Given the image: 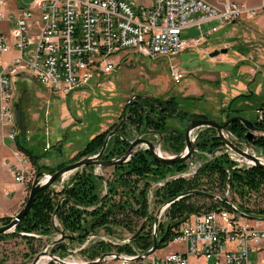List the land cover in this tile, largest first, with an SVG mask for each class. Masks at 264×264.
Instances as JSON below:
<instances>
[{
	"label": "built area",
	"instance_id": "built-area-1",
	"mask_svg": "<svg viewBox=\"0 0 264 264\" xmlns=\"http://www.w3.org/2000/svg\"><path fill=\"white\" fill-rule=\"evenodd\" d=\"M256 1L258 4L249 5L225 0L217 7L206 0H0V121L16 160L8 163L14 182L22 186L30 177L27 157L13 144L21 130L9 118L20 77L31 78L64 98L95 77L112 75L129 53L148 59H175L204 44L218 27L184 40L186 30L264 16V0ZM171 76L175 84H181L186 73L177 63L171 66ZM255 119L264 122V109L256 111ZM26 136L30 139L29 131ZM49 149L47 144L44 151ZM228 157L235 158L239 169L245 164L254 166L232 151ZM168 208L163 206L161 226L167 224ZM241 213L245 212L232 204L188 217L172 240L159 246L176 247L164 254L158 248L144 257L152 247L143 250L128 244L132 236L120 240L93 233L83 243H60L63 247L57 253L63 254L55 255L54 263L97 262L101 256L92 259L86 251L100 240L113 250L104 254L107 256L99 264H264V218ZM153 232L154 226L152 237ZM165 234L159 232L158 238ZM60 238L52 241L51 247H57ZM122 247L131 251L118 252Z\"/></svg>",
	"mask_w": 264,
	"mask_h": 264
},
{
	"label": "rangeland",
	"instance_id": "rangeland-1",
	"mask_svg": "<svg viewBox=\"0 0 264 264\" xmlns=\"http://www.w3.org/2000/svg\"><path fill=\"white\" fill-rule=\"evenodd\" d=\"M211 1L216 3L215 6L220 7V3L225 0ZM235 1L249 5L258 4L256 0ZM258 22L261 23V26ZM214 26H218V31L209 36L204 44L181 53L175 59L164 57L148 59L129 53L112 75L95 77L87 86L71 92L64 98L53 95L31 78L20 77L16 85L15 109L12 110L13 120L11 124H17L19 128L22 126L29 131L32 147L36 149V154L42 156L39 165L56 169L60 165H69L84 150L90 140L118 124L123 118L125 107L134 98L146 97L162 100L176 98L179 109L186 112L188 116L203 115L206 116L207 120L216 122L226 120V109L229 108L235 110L231 112L233 116L253 118L256 109L264 106V16L252 21H241L224 26H220V23H213L204 26L201 30L192 28L184 31L182 38L187 40L199 37ZM224 48L228 49L227 54L210 58L211 52ZM177 63L186 73L181 84H175L171 76V66ZM237 94L250 97L240 98L233 103L238 96ZM188 96L195 98L187 99ZM127 117H129L128 114ZM170 123L173 127L183 129L182 123L176 119H172ZM204 130L205 128H201L197 131L200 134ZM128 134L129 136L132 135L131 138L136 139L141 133L133 127H129ZM256 135V137L261 136L259 133ZM148 139L157 144L161 142L158 136H150ZM16 141L17 137H14L13 143L16 144ZM47 144L50 149L45 152L44 148ZM10 145L11 143L6 137V129L3 128L0 121V156L5 157L7 162L9 156L6 151ZM250 146L252 148L248 152L264 160V152L251 144ZM143 149L146 148L143 147ZM245 151L247 150L245 149ZM158 152L162 153L163 156H174L161 145H158ZM24 157L27 156L24 155ZM27 161L29 169L31 166L29 182L22 185L27 187V194L13 217L21 211L27 201L37 174L30 159L27 158ZM252 167L255 165L245 164V167L241 169L248 170ZM105 172L110 178L114 169L109 168ZM72 175L70 174V176ZM3 177V168L0 166L1 186L9 183ZM148 181L151 183L152 178ZM63 185L65 183L58 182L51 189L57 193L62 191ZM139 187H143V182L139 184ZM203 188L208 189L209 191L206 192L215 196L228 199L230 203L245 213L247 212L240 207L241 205L251 211L264 209V186L249 193L245 199L238 195H232L230 192L223 193L216 185L210 187L204 184L201 189ZM149 191L152 197L154 187L151 186ZM192 202L198 207H203L202 213H206L207 207L211 204V200L208 198H195ZM157 209L159 206L154 208L155 211H151V217L157 215ZM252 214L256 215L255 213ZM134 221L138 230L145 220ZM53 223L54 231L50 235L30 234L33 237L32 241L21 236L0 235V264H33L36 257L44 251L53 256L63 254V251L57 253L59 251L57 247H51L52 241L56 238H65L69 242L73 238H78L77 241H84L93 234L88 233L86 238H80L78 233L63 232L64 237L60 234L64 229L57 218L53 217ZM166 223L168 224L170 221ZM2 225L0 224V226ZM108 228L111 229L110 232L112 233L107 231ZM95 233L105 234L111 236V239L118 238L120 240H125L135 234L117 224L99 228ZM162 237L163 235H160L159 239ZM100 243L105 242L97 240V245ZM175 249L176 247L173 245L159 248L160 254ZM112 250L110 249L104 254ZM85 256L88 257L89 255ZM251 260L255 262L254 255H251ZM51 262L49 258L48 264Z\"/></svg>",
	"mask_w": 264,
	"mask_h": 264
},
{
	"label": "trees",
	"instance_id": "trees-1",
	"mask_svg": "<svg viewBox=\"0 0 264 264\" xmlns=\"http://www.w3.org/2000/svg\"><path fill=\"white\" fill-rule=\"evenodd\" d=\"M240 98H243V96L237 97L234 102ZM140 103H143V105L133 103L128 108L127 114L129 115L128 118L130 121L126 126L143 124L147 128H150L153 125L151 118L155 113L159 112L161 103L157 100H144ZM173 104L177 105L176 103ZM263 108L264 107H261V109ZM194 118L207 119L206 116L203 115L195 116ZM164 119L166 120V118ZM255 122L257 127L264 129V122H257L256 119ZM115 126L116 124L113 125L111 129L90 140L84 150H82L70 164L99 152L108 134ZM20 130L21 132L17 137L16 147L21 153L29 157L37 173H54L66 166L60 165L56 169H50L48 166L39 165L42 156L36 154V149L32 147L30 139L26 136L27 130L22 126H20ZM163 130H165V126H163ZM229 131L239 139H244L247 129L242 123L235 122L229 126ZM122 134L123 131L110 140L104 157L105 159L116 157L126 151L129 144L126 140H123L124 136ZM157 134L160 136L163 135V133L159 131H157ZM221 144L222 143L219 142L216 146ZM251 144L264 152V136L256 137ZM182 149L183 146L177 149V151L180 152ZM91 168L92 167L84 168L82 172L77 171L72 178L71 187L64 188L61 192L56 193L52 191L51 188L43 190L33 205L31 212L22 219L15 232L10 235L21 236L28 241L33 240L31 236L33 234L48 236L54 231V215H56L57 220L66 233H78L80 238H86L88 233H94L97 229L104 226L107 227L110 224H117L127 229L130 233H136L138 227L134 220L144 221L147 219L149 208L146 199L147 189L140 190L138 184L142 179H147L153 175L160 174V177L163 178L170 169V167H165L154 162L149 153H139L128 163L115 168V177L108 183V194L103 197L101 196V180L97 179L93 173L90 172ZM182 169H184V166L179 168V170ZM204 184L210 187L216 185L223 193L230 192L232 195H238L242 199H245L249 193L257 191L264 186V170L257 166L248 170H232L229 159L226 156H222L202 168L198 177L192 182L175 181L170 183L161 193H157V197H159L162 202H170L189 191H209L205 188L201 189ZM117 197H119V199H117ZM195 198L205 197L190 195L174 202L168 212L170 223L180 222L188 219V217L192 215L202 213L203 207H198L192 202ZM61 199H63V201L60 203ZM210 200L211 204L207 207L206 212L222 207L229 208V204L225 202L214 199ZM240 207L246 210L251 216L257 215L258 217L264 218V209L251 211L244 207V205ZM90 208L95 209L89 211L88 209ZM12 219V217H2L0 218V224L7 225ZM154 219V217L149 219L142 235L135 241V245L145 250L150 249L154 243L153 237L147 234L152 233ZM180 227H174L169 232L165 243L172 240L173 233H177ZM110 230V228L107 229L109 233H112ZM161 231H163L162 233H167L166 226L163 228L162 225L159 229V232ZM110 249H112V247L106 243H100L99 245L96 243L91 246V249L89 248L86 253L90 258L96 259ZM117 250L118 252L131 251V248L125 247ZM50 264L54 263L51 262Z\"/></svg>",
	"mask_w": 264,
	"mask_h": 264
},
{
	"label": "water",
	"instance_id": "water-1",
	"mask_svg": "<svg viewBox=\"0 0 264 264\" xmlns=\"http://www.w3.org/2000/svg\"><path fill=\"white\" fill-rule=\"evenodd\" d=\"M227 53H228V49L224 48L221 50H215V51L211 52L209 54V56H210V58H216L220 55H224ZM133 101L134 100H131L128 103V105L125 107L122 120L108 134V136L105 140V143H104L100 153L97 156L85 157V158H83V159H81L75 163H72V164L65 166L64 168H62V169H60L54 173L38 172L36 174V177L33 181L32 187H31L30 192H29L28 199L25 202L23 208L15 217H13L12 221L9 224L0 226V235H7V234H11V233L15 232L16 228L21 223L22 219L25 218L31 212L33 205L35 204L38 196L40 195V193L43 190H45L47 188H52L56 183L60 182L64 177H66L70 174H73V173L77 172L78 170H80L84 167L114 168L117 166H121V165L129 162L132 157H134L139 152L144 150L143 147H145L151 153L153 161L162 165V166L169 167V166L180 165V164L184 163L189 157L193 158L196 155L195 145L192 141L191 136H192V132H194L197 129H201V128H205V129L211 128V129H215L218 132V137L224 143V147L222 149H220V152H224L226 155H228L229 151H232L241 158L240 159L241 161H243V162H244V160L252 161L255 166L264 170V161L260 157H257L255 154H250L248 152V151H250L249 149L252 148L250 146V144L256 138V136H257L256 134L259 133V134H261V136H264V129L257 127L256 122H255V116L253 118H250V119H247L243 116L231 117L224 124H221L219 122L212 121V120H207V119H204V120H202V119H188L189 126L187 127L186 132H185L188 154L183 156V157L176 156L173 158V157L162 156L161 153L158 152L159 143L157 144V143H154V142L149 141V140L140 139V137L145 135V134H147V135L153 134V132H145V133L140 134L139 137L136 139H132V140L125 139L130 144V147L128 148L127 152L124 155H122L121 157H119L117 159H113V160H109V161H103L102 157H103L105 151L107 150V147L109 145V141L114 136H118L119 130L122 128V126L124 124H126L129 121V119L127 117V110H128L129 104H131ZM233 122H240L247 129V132L244 136V139H239L238 137H236V136L232 135V133H230L228 127ZM161 136H163V135H161ZM245 149L247 151H245ZM64 187H66V185H64ZM190 195L203 196V197L208 198V199H214V200L225 202V203H228L229 205H232V203H230L228 199H223L219 196H215V195L208 193V192H205V191L194 190V191H189L185 194L178 196L176 199L166 203L164 205V207L170 206L174 202L178 201L179 199H181L185 196H190ZM162 210H163V206L159 208V210L157 211V215L155 216V219H154V225H153L154 226V232H153L154 233V235H153V242L154 243H153L152 249L150 251H148L144 255V257H147V256L154 254L158 250L159 246L164 244L169 232L174 227H177V226L180 227L186 223V219L182 220L180 222H176V223H168L166 226L167 233L161 239H159L158 233H159V229L161 226L160 215H161ZM241 214H244L248 218H254L253 216L247 215L245 213H241ZM149 219L150 218L148 216L147 219H145V221L141 225V227L137 230V232L131 238H129L128 244L135 243V241L142 235V232L144 231L145 227L147 226ZM63 232L64 231H61L60 234L63 235ZM46 254L50 256L52 262H56L53 255L48 254L46 251H44L43 253H41L40 255H38L36 257L33 264H37L38 261L40 260L41 256L46 255ZM105 256H107V255H102L97 262H92L89 264H99L105 258ZM59 263L65 264V263H61V262H59Z\"/></svg>",
	"mask_w": 264,
	"mask_h": 264
},
{
	"label": "flooded vegetation",
	"instance_id": "flooded-vegetation-1",
	"mask_svg": "<svg viewBox=\"0 0 264 264\" xmlns=\"http://www.w3.org/2000/svg\"><path fill=\"white\" fill-rule=\"evenodd\" d=\"M194 98H195L194 96H192V97L188 96L187 97V99H194ZM144 100H149V101L157 100L161 103L159 106V112L155 113L154 116L151 118L153 125L150 128H147L143 124L142 125L138 124V125H134V126L131 125L129 127H133L137 132H139L141 134L145 133V132H153V134H151V135L145 134V135H143V137L141 136L140 139L149 140L148 137H150V136H153V137L158 136V138L161 140V142L159 143V146L161 145L163 148H165V150H169L170 153H172L174 155V156H165V157H173L174 158L176 156L183 157V156L187 155L188 150H187V141H186L185 132H186L187 127L189 126L188 119H198V118L190 117L187 115L186 112H183L182 110H180L179 105H178L179 103H178V100L176 98L162 100L160 98L150 99V98H146V97H138V98H134V101L132 102V104L136 103V104L143 105V103H140V102L144 101ZM157 103H154V104L158 105ZM173 103H176L177 105H174ZM132 104H130V105H132ZM234 111L235 110L233 108L227 109L226 120L219 122V123L224 124L228 121L229 118L235 117L231 114V112H234ZM164 118H166V120ZM172 119H176L179 122H181L182 124L181 123L180 124L183 126V129H180L178 127H173L170 123V121ZM202 120H204V119H202ZM129 121H128V124H129ZM233 123H235V122H233ZM163 126H165V130H163ZM129 127L126 126V124H124L122 126V128L119 130V133H121L123 131V134H122L124 136L123 140L134 139V138H131L132 135L129 136V134H128ZM197 130H199V129H197ZM197 130L192 132V136H191L192 141L195 145V149H196V155L193 158L189 157L184 163H182L180 165L169 166L170 167L169 172H167L165 177H163V178H161L160 174H158V175L150 176L147 179H142L140 181V183L143 182L142 188L138 186L140 188V190L141 189H143V190L147 189V191H146L147 205H148V207L150 206V208H148L149 218H151V211H155L154 208L156 206H159V208H160V207L164 206L166 203H168V202H162L160 200V198L157 197V193H161L167 187L168 184L173 183L175 181L192 182L194 179H196L198 177L200 170L202 168H204L207 164L216 161L218 158H220L222 156H226L229 159L232 170L239 169V168H237L235 158L228 157V155H226L224 152H220V149H222L224 147V143L218 137V132L215 129L207 128L200 134L198 133ZM157 131L162 132L163 136L158 135ZM232 135H234V134L232 133ZM149 141H151V140H149ZM219 142H221L222 144L216 146V144ZM182 146H183V149L180 152L177 151V149L181 148ZM129 147H130V144H129L128 148ZM128 148L122 154H120L116 157L110 158V159L104 158L106 151H107L106 150L103 157H102V160L103 161H109V160L117 159V158L121 157L122 155H124L127 152ZM100 151L93 154L92 157L97 156L100 153ZM144 152L149 153L151 155V153L147 149H144L139 153H144ZM89 157H91V156H89ZM182 166H184V169L179 170V168H181ZM84 168H89V167H84ZM84 168H82L78 171L82 172L84 170ZM115 168L116 167L113 168L114 172L110 178L108 177L107 173L105 172L106 170H109V168L92 167L90 170V172H92L93 175L97 179L101 180V187H102L101 196H103V197L108 194V183L110 181H112L115 177ZM87 172H89V171H87ZM76 173L77 172L73 173L72 176H70V175L66 176L60 181V182H62L64 179H66L64 182L66 187H64V185H63V187H62L63 189L67 188V186L72 185V178L74 177V175ZM150 178H152L151 183H149V181H148ZM151 186L154 187V193H153L152 197L150 196L151 194L149 191V188ZM117 199H119V197H117ZM62 201H63V199L60 200V203ZM170 208H171V205L169 206L168 210H170ZM94 209L95 208H90L88 210L93 211ZM158 210L159 209H157V211ZM54 218H56V215H54ZM167 221H170V217L168 215H167ZM94 234H96V233L94 232ZM77 239L78 238H73L70 243L77 241ZM65 241H66L65 238L57 240L56 241L57 242L56 243L57 248L62 249L63 246H61L60 243L65 242ZM78 241L84 242V241H80V240H78ZM122 248H125V247H122ZM90 249H91V247H90Z\"/></svg>",
	"mask_w": 264,
	"mask_h": 264
},
{
	"label": "crops",
	"instance_id": "crops-1",
	"mask_svg": "<svg viewBox=\"0 0 264 264\" xmlns=\"http://www.w3.org/2000/svg\"><path fill=\"white\" fill-rule=\"evenodd\" d=\"M207 2L211 3L212 5H216V3L212 2L211 0H208ZM214 23H217V22H214ZM259 25L261 26V23H259ZM214 27H218V26H214ZM239 96H243V95H238V96H236V98ZM243 97H250V96H243ZM233 103H235V102H233ZM258 109H261V108H258ZM258 109H256V111ZM44 150H45V148H44ZM6 152L9 156L8 162L5 161V157L2 158L0 156V166L3 168V173H4L3 179H5L9 183L6 185H3V186H1V184H0V218H2V217H13V215L17 212L18 207L24 202V200L26 198V194H27L26 187L20 186L14 182L13 175H12L10 168H9V165H8L9 161H11V163L16 162V160L14 159L13 154H12V146L11 145H10V148L8 147ZM22 156L24 157L23 153H22ZM27 158L29 159V157H27ZM30 169H31V166H30ZM5 174H6V177H5Z\"/></svg>",
	"mask_w": 264,
	"mask_h": 264
},
{
	"label": "bare ground",
	"instance_id": "bare-ground-1",
	"mask_svg": "<svg viewBox=\"0 0 264 264\" xmlns=\"http://www.w3.org/2000/svg\"><path fill=\"white\" fill-rule=\"evenodd\" d=\"M12 116H13L12 110H9V118H10L11 123L13 120ZM13 139H14V137H13ZM27 165H28V161H27ZM28 182H29L28 179H26V181H24L23 185L27 184ZM49 258H50L49 255H47V254L43 255V256H41V258L37 264H48Z\"/></svg>",
	"mask_w": 264,
	"mask_h": 264
}]
</instances>
